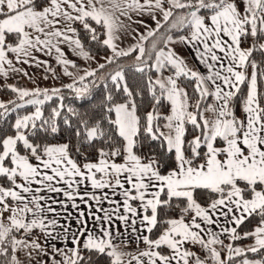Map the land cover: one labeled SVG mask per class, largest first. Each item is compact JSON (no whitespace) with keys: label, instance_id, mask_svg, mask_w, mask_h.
<instances>
[{"label":"snow or ice","instance_id":"1","mask_svg":"<svg viewBox=\"0 0 264 264\" xmlns=\"http://www.w3.org/2000/svg\"><path fill=\"white\" fill-rule=\"evenodd\" d=\"M132 23L145 31L129 33ZM80 30L111 55L77 76L65 46L95 59ZM132 33L135 42L121 48V37ZM177 44L192 49L204 71ZM34 52H55L73 81L8 85L15 99L0 100V123L13 120L11 134L0 128V264H91L93 254L108 264H264V0H0V77L31 79L14 61L48 64ZM132 53V67L146 76L149 110L138 111L119 64L99 77L105 91L95 109L65 103L63 89L87 101L99 87L88 78ZM242 89L241 118L234 101ZM114 92L125 100L116 102ZM62 131L83 148L108 145L78 163L68 142H42ZM143 144L150 152L155 144L174 166L162 171L155 155L139 154ZM198 191L209 194L204 203ZM254 217L252 230L239 231ZM247 239L250 245H239Z\"/></svg>","mask_w":264,"mask_h":264},{"label":"trees","instance_id":"2","mask_svg":"<svg viewBox=\"0 0 264 264\" xmlns=\"http://www.w3.org/2000/svg\"><path fill=\"white\" fill-rule=\"evenodd\" d=\"M75 27L79 28V25H75ZM80 36H81V39L83 40V42L85 44V49L88 50L91 54H94V55L111 54L107 48L101 46L98 43H94V42H91L90 40H88L86 31L80 30ZM244 46H247V44H245ZM134 56H135V53H132L131 55H129L127 57L119 58V60L117 62L120 63V65H122L124 67L125 77H126L128 86L130 89L133 90V92L135 94V99H136V102L138 105V111L144 112V111H147L150 109L152 99H151V95L149 94L148 89H147L146 84H145L146 76L144 74L136 72L134 70V68L132 67L133 64L135 63V60L133 59ZM254 58L257 60L258 63L261 60V57L259 56L258 53H254ZM132 59H133V61H131ZM127 61H131V62H127ZM260 71H264V64H261ZM148 75H151L152 78L154 79L156 73L151 72ZM88 80H93V78H89ZM95 82L97 85H99V87H97L93 90L92 95L88 98L87 101L79 100V99L75 98L73 96L72 92L70 90L66 89V91L63 93L66 97L65 103L69 104L70 106L75 107L78 111H81V112L95 109L100 104V102L102 101L103 93L105 91L101 81L95 80ZM181 83H182V86L186 87L187 90L191 93V84L188 83L187 81H181ZM259 83H260L261 91H264V80H261ZM109 87L110 88L112 87L110 82H109ZM243 91L244 90L242 89V92L240 94V98L234 101L235 111H236V115L238 117L241 114L240 105H241V102L243 99ZM113 96H114V100L116 102H123L126 98L123 92H114ZM5 97H11V98L15 99V96L11 92V90L8 88V85H3L0 88V98H5ZM53 106H55V101L50 102L49 105L45 106L46 114H47V111L49 110V108L53 107ZM262 106H264V104H262ZM27 110L31 111L32 106H28ZM162 110L167 111L166 108H164ZM24 111H25L24 109L20 110L21 113H24ZM12 122H13L12 118H9L7 124L0 123V128H3L4 132L11 134L12 130L9 127V125ZM62 127H63V125H62ZM42 142H44V143L68 142L70 144L71 155L73 156L74 159L77 160L78 163L84 162V156L85 155H87L90 159L95 160L96 159L95 148L107 147V145H108V141L105 140V141L97 142L95 144L94 148L93 147L83 148L81 146L79 140L77 138L71 136L66 131H62L60 133H57L54 136L48 135V136L43 138ZM151 149L152 150L150 152L149 145L143 144L139 150V154H141V155H155L159 159L160 164L162 165V171H166L168 168L174 166V164L170 158L160 157V150L157 149L155 144L151 145ZM208 195L209 194L206 191H198L196 193L197 199L201 203H204L206 201ZM169 211H171V210H169ZM172 214L175 215V213H172ZM257 223H258V218L254 217L251 220L246 221L245 224L241 226L239 231H241V232L250 231L257 225ZM153 236H155V232L153 233ZM249 241H251V240L247 239V240L240 241L238 243L243 244V243H247ZM250 257H253V255L250 254ZM255 257H257V256H255ZM91 264H108V258L106 256H103V255L93 254Z\"/></svg>","mask_w":264,"mask_h":264},{"label":"rangeland","instance_id":"3","mask_svg":"<svg viewBox=\"0 0 264 264\" xmlns=\"http://www.w3.org/2000/svg\"><path fill=\"white\" fill-rule=\"evenodd\" d=\"M75 26V25H74ZM149 43H146V47L148 46ZM176 52L182 56L183 58L186 59V61L189 63L190 66H193L191 63V60L189 57L186 55V53L183 50L182 44H177L174 45ZM247 47V46H245ZM64 52L67 54V58L75 61L76 67L75 68H69L70 71H72L75 75H82L84 70L88 69H94L97 67V62L103 63L104 62V57L109 56L111 54H105V55H94L91 54L93 57H95L94 60H87L84 59L83 57L77 56L75 53H73L70 48L67 46L64 47ZM33 55L38 58V60L41 61H47L48 64L44 66H39L36 65L35 62H32L31 64H20V63H15V66L17 68H22L25 71H27L28 76L31 77L29 79L26 76H23L22 74H17L13 72H9V75L7 77H0V88L3 85H15L17 87H23V88H28V89H33L35 87H41V88H52V87H61L62 85L71 83L73 81V77L67 76L63 72V66L58 64L56 61V54L55 52L52 53L51 56L45 55L40 52H34ZM136 53H135V58H136ZM133 59L135 60V58ZM133 59L131 61H133ZM127 61V62H131ZM117 64L120 65V63H115L114 65H110L109 67L100 70L97 73V77L93 78L96 81H101L99 77H106L107 74L114 69H116ZM51 67L54 71L49 72L47 71V68ZM194 67V66H193ZM249 73H251L252 69H248ZM166 73H163V75L167 76L170 74V71H165ZM47 77V78H45ZM92 78V77H90ZM89 79V78H88ZM87 82V81H86ZM66 91V89H63V93ZM13 98L11 97H5V98H0L2 101H9L12 100ZM228 241L226 240L225 243ZM252 241H249L247 243L239 244L240 246H246L250 245ZM193 251L197 252L198 255L204 256V252L198 247H193ZM249 258H253L250 257ZM255 258H259L258 256Z\"/></svg>","mask_w":264,"mask_h":264},{"label":"crops","instance_id":"4","mask_svg":"<svg viewBox=\"0 0 264 264\" xmlns=\"http://www.w3.org/2000/svg\"><path fill=\"white\" fill-rule=\"evenodd\" d=\"M121 19L124 20L125 24H129V21L127 19H125L124 17H121ZM133 20H142L145 24L151 26L152 28H155L156 27V24L155 22L151 19L150 16L148 15H143V16H137V15H133ZM132 29H138L139 32L143 33L145 31V28L140 26L138 23H132L130 25V28L128 29V32L131 33V30ZM134 35V33L132 34H125L121 37V43H120V47L121 48H127L129 45L133 44L135 41L133 40L132 36ZM146 43H149V42H145V46H146ZM183 46V50L184 52L186 53V55L189 57V59L191 60V63L194 67H197V68H200L201 71H204V69L198 64L194 54H193V50L182 45ZM137 54V53H136ZM135 58V57H134ZM166 73V72H164ZM157 75V73H156ZM155 75V77H156ZM239 117H243V112L241 111V114ZM119 162V161H118ZM223 239H225V241L227 240L226 238L222 237ZM57 247H62L61 244H57ZM68 247H71V244H68ZM136 246L135 245H132V248L131 249H125V251H130L132 249H134ZM141 247H143V245H141ZM60 257L57 256V259H59Z\"/></svg>","mask_w":264,"mask_h":264}]
</instances>
